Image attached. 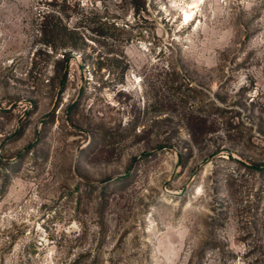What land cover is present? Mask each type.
Returning <instances> with one entry per match:
<instances>
[{
	"label": "rangeland",
	"instance_id": "1",
	"mask_svg": "<svg viewBox=\"0 0 264 264\" xmlns=\"http://www.w3.org/2000/svg\"><path fill=\"white\" fill-rule=\"evenodd\" d=\"M50 1L0 0V264H264V0H80L61 93Z\"/></svg>",
	"mask_w": 264,
	"mask_h": 264
},
{
	"label": "trees",
	"instance_id": "2",
	"mask_svg": "<svg viewBox=\"0 0 264 264\" xmlns=\"http://www.w3.org/2000/svg\"><path fill=\"white\" fill-rule=\"evenodd\" d=\"M126 1L129 7L138 12L145 9V0H120ZM52 1L48 4H55ZM56 9H46L42 12L38 24L39 42L51 54L53 74L49 81L58 87V93L65 88L67 80L68 64L71 57L70 52L77 50L85 37L92 36L108 38L121 25L112 17L100 15L94 8H87L80 0H59ZM70 17L74 19L69 23ZM57 53V54H56Z\"/></svg>",
	"mask_w": 264,
	"mask_h": 264
}]
</instances>
